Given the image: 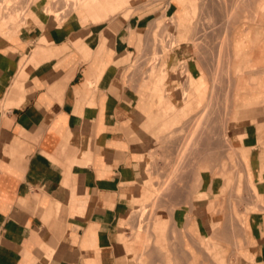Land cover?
I'll return each mask as SVG.
<instances>
[{"label": "crops", "instance_id": "0c3cea01", "mask_svg": "<svg viewBox=\"0 0 264 264\" xmlns=\"http://www.w3.org/2000/svg\"><path fill=\"white\" fill-rule=\"evenodd\" d=\"M82 1L63 20L54 6H33L15 35L0 34V264H264V21L255 19L264 1L238 5L251 7L230 19L224 6L233 5L218 0H197L193 19L185 16L192 0ZM160 19L169 31L174 20L180 40L163 59L173 87L166 101L160 86L133 74ZM208 91L213 106L228 94L233 132L223 140L234 142L250 191L240 215L231 205L238 230L229 234L221 217L230 178L201 174L220 144L201 127L183 152L202 155L193 207H176L167 233L159 217L153 240L131 242V214L143 218L145 188L156 187L145 145L157 108L177 123Z\"/></svg>", "mask_w": 264, "mask_h": 264}, {"label": "rangeland", "instance_id": "374dc122", "mask_svg": "<svg viewBox=\"0 0 264 264\" xmlns=\"http://www.w3.org/2000/svg\"><path fill=\"white\" fill-rule=\"evenodd\" d=\"M6 1L7 0H2ZM0 0V34L5 35H15L18 30L25 23L28 12L33 9V6H54V9L58 11H63L61 14L62 20L72 11L71 6H75L78 3L82 4V0H8V3H3ZM10 1V2H9ZM224 5L231 3L233 6H224L225 16L230 19L234 13L240 9H244L251 6H238L244 3L258 2V6L264 0H218ZM56 2V3H55ZM197 0H192L191 14H186L185 16L189 19H193L196 15V5ZM26 3V5H25ZM55 3V4H54ZM6 4V5H5ZM258 6H255L256 8ZM233 7V9H232ZM2 8V9H1ZM45 7H43L44 9ZM232 10H229V9ZM253 8V6H252ZM228 9V10H227ZM18 12V13H17ZM247 13V12H246ZM18 16H17V15ZM46 14V13H45ZM49 16H54L51 10H49ZM199 15V14H198ZM20 16V17H19ZM56 18H59L57 16ZM255 19L257 21H264V16L260 13L256 14ZM166 20L160 19L154 30L148 32L147 37V48L145 49L144 58L141 56L138 60L133 61V74H139L140 80L143 82H148L149 84L155 83L156 86H160L163 90V101L167 100V94L173 91V87H169V76L168 71L165 69L163 59L172 50L175 45H178L180 40H176L173 37L174 31V20L172 19V27L170 31L165 25ZM177 24L176 29L179 30L182 23L175 21ZM195 29V28H194ZM153 57H155L153 59ZM184 65H179L177 67V81L179 89L184 90L188 85L185 82ZM153 70V74H152ZM158 74L160 76H158ZM168 79V80H166ZM176 86V85H175ZM175 94V92H172ZM179 98L182 95L176 92ZM209 94L211 97H209ZM213 92H206L204 104L202 107L196 108L194 111L190 112L185 118H181L180 121L174 123L171 119L173 115H164L157 108V122L155 123L152 139L148 144L145 145L146 158H145V169L146 172L151 175V180L154 186L159 188L155 192L156 187L149 185L145 190L149 196L147 202H142L137 211L141 210L142 205L146 204V214L143 218L140 217V212H133L131 218L129 219V224H127L128 230L130 232V240L136 243L137 236H150L153 240L152 227H154V221L156 218H161L166 223V233L169 231V215L176 208L180 206H191L193 203L191 200L196 199V188H193L194 176L197 172L196 164L202 155L190 154L189 152L183 155L185 149V142L188 140V135L192 132V135L196 134L201 127H205V131L212 134V138L217 140L212 142H219L218 151L209 148L207 154L205 155L209 161V168L207 170L201 171V174L207 173L208 176L215 178L218 177L224 184V177L230 178L231 186L225 193L223 199L224 202L221 205L222 214L221 217L224 221L225 230L232 235V229L238 230L237 223L232 218L231 205L235 206V210L238 215L242 210L247 209V201L249 199V188L247 187L244 177L241 172L239 163L236 157L231 154L228 145L235 148L234 142H230V139L223 140L227 133V130L232 131V123L230 122L232 108L229 106V97L225 93L224 99L222 101L223 105L213 106L211 105L215 100L212 98ZM209 97V98H208ZM166 99V100H165ZM183 103V101L181 102ZM179 105V104H178ZM206 113L204 114V112ZM204 115V116H203ZM201 117V124L198 119ZM208 120V121H207ZM207 121V122H206ZM213 131L214 133H211ZM193 141V140H192ZM232 141V140H231ZM230 142V143H229ZM213 144V143H212ZM228 144V145H227ZM213 145L212 147H214ZM188 151V150H187ZM217 151V155H216ZM194 162V163H192ZM176 169V170H175ZM214 173H216L214 175ZM168 184V185H167ZM167 187V188H166ZM239 190V191H238ZM164 191V193H163ZM156 193L161 194L159 197ZM216 195L210 196L208 199L213 200ZM157 202L154 207L151 204ZM136 210V209H135ZM154 230V229H153ZM142 231V232H141ZM175 239V240H174ZM179 234H173V241L179 242ZM228 241V240H227ZM231 243V241H230ZM153 242L150 241L147 249L152 248ZM154 248V247H153ZM144 251L139 250L136 254H141ZM161 258H164L161 251H157ZM148 252H145V254ZM145 257V256H144ZM142 259V257H141Z\"/></svg>", "mask_w": 264, "mask_h": 264}, {"label": "bare ground", "instance_id": "6f19581e", "mask_svg": "<svg viewBox=\"0 0 264 264\" xmlns=\"http://www.w3.org/2000/svg\"><path fill=\"white\" fill-rule=\"evenodd\" d=\"M1 1H2V0H1ZM11 1H12V0H11ZM78 1H79V0H78ZM2 2H3V3L5 2V3L7 4V3H8V0H7V2H6V1H2ZM9 2H10V1H9ZM55 3H56V2H55ZM55 3H54V4H55ZM82 3H83V2H82ZM6 4H5V5H6ZM80 4H81V3H80ZM25 5H26V3H25ZM0 6H1V5H0ZM1 9H2V8H1ZM17 13H18V12H17ZM16 15H17V14H16ZM17 16H18V15H17ZM19 17H20V16H19ZM26 18H27V17H26Z\"/></svg>", "mask_w": 264, "mask_h": 264}]
</instances>
